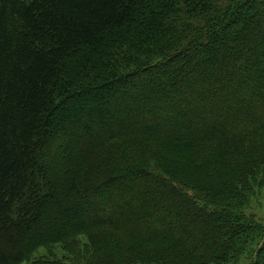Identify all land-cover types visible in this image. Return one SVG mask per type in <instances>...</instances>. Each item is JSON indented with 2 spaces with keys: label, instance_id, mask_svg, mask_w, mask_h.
<instances>
[{
  "label": "trees",
  "instance_id": "1",
  "mask_svg": "<svg viewBox=\"0 0 264 264\" xmlns=\"http://www.w3.org/2000/svg\"><path fill=\"white\" fill-rule=\"evenodd\" d=\"M257 186L264 0H0V264H264Z\"/></svg>",
  "mask_w": 264,
  "mask_h": 264
},
{
  "label": "rangeland",
  "instance_id": "2",
  "mask_svg": "<svg viewBox=\"0 0 264 264\" xmlns=\"http://www.w3.org/2000/svg\"><path fill=\"white\" fill-rule=\"evenodd\" d=\"M223 4H226L228 0H220ZM247 209L246 214L250 216H254L256 220L262 224H264V188L256 187L253 189L250 197H249V204L246 207ZM85 241V240H84ZM258 246H254L249 249L243 255H239V257L235 258L229 264H253L256 259V249ZM57 256L61 257L63 252L59 249L56 250ZM47 255V252L44 248L39 249L37 256H44ZM24 264H30L29 262Z\"/></svg>",
  "mask_w": 264,
  "mask_h": 264
}]
</instances>
